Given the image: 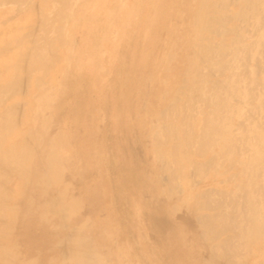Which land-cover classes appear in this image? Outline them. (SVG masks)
Segmentation results:
<instances>
[{"label":"bare ground","instance_id":"bare-ground-1","mask_svg":"<svg viewBox=\"0 0 264 264\" xmlns=\"http://www.w3.org/2000/svg\"><path fill=\"white\" fill-rule=\"evenodd\" d=\"M69 1L39 0V7L35 9L34 5L36 3L33 5L30 0H0V25L3 28L0 27L2 29L1 32L3 31V35L0 37V48L2 45L7 46L5 50L1 48L3 53L0 54V264H116L113 261L114 256H117V260L121 264L132 263V261L130 263V259L133 257V248L135 247L130 243L131 239H128L125 234L127 230L125 229V231L122 227L123 225L120 226L117 220L119 217L117 218L115 215L113 200L110 198V189L103 176L105 173L103 174L102 170H100L99 182L90 188L92 191L104 196L102 206L106 211V215L102 214L105 215L104 220L101 219L100 221V218L96 219L94 217L93 219L87 212L86 214L92 219H88L89 216L85 218V211L89 204L88 193L84 192L82 196H75L72 189H70V186H72L70 185V183L72 184L71 181L74 178L77 180L82 172L84 160H93L94 163L97 158L98 162L105 164L107 158L109 159V156L106 155L105 138L103 139L100 135L98 124L96 126V123L93 122V126L88 128V130L91 129L92 131L89 138L91 141L88 140V142H83L81 139L82 135L78 133L77 121L79 116L75 117V114V118L69 120L71 118L62 113L61 115H65L67 118L65 117L64 119L62 117L63 119L61 120L60 115L58 129L53 132L49 131L52 124H55L54 114L56 111H52V107L65 90V80L71 67V55L69 54H67L68 57L65 62L58 61V58L61 60L65 55H63V52L70 48L69 45L64 47L70 35L65 38L61 23V20L66 17L64 10L69 6ZM152 1L150 2L151 4ZM181 3L184 5L183 12H186L187 18H184L186 20L182 24L179 23L180 20L177 21L180 24L178 30L176 26L171 27L175 25L171 22V29L179 33L177 32L176 38L173 37L174 40L171 39L170 42L168 40L171 36L168 40H162L163 44H168V49L165 53L161 52L164 49L162 45H160L162 49L159 52H157L158 50L153 51L151 48L149 50L148 30L144 34L143 31L142 33L140 32L142 29L139 31L146 39L144 43L146 47L140 57L143 71L146 72L142 71L143 74L139 77V84L137 82L138 89L145 91L148 88L147 86L152 87L153 84H157L155 90L153 89L155 87L151 88L153 90L150 91L145 102H139V104H142L140 110L136 108L137 112L134 109L136 111L135 118L138 129L143 134L140 139L144 154L143 158L148 162L147 168L143 171L147 179L145 181L150 183L149 189L160 195L166 191L162 189L163 184L159 185L160 181L158 179L161 180L158 178L159 174L161 176V173H167L168 176H165L169 180L164 176L166 181H179V184H177L182 186L183 189L181 198L178 197L180 206L178 204H170V207H168L171 212L175 211L178 206V210L182 208L181 206L187 207L195 217L196 223L199 224L198 239L208 246V254L199 261L200 264H240L243 259H246L243 260L245 263L252 259L250 264H264V0H182ZM22 6L26 7L30 13L34 10H39L37 15H35L36 18L33 17L32 21H30V18L27 21V18L24 24L17 26L18 28L14 26L15 22L13 24H5V17L19 13L22 10ZM165 12L167 11L165 10ZM175 19L177 20V18ZM161 20L159 21L161 22ZM8 33L10 35L7 37L6 34ZM103 33H105L104 29ZM93 37H96V35ZM135 37L137 38V36ZM132 42H134V39ZM92 43H94V40ZM101 46L99 45V47ZM108 47L110 48V45ZM83 50L85 49L83 48ZM95 53L97 54L98 52L96 51ZM102 54L106 55V53ZM98 55L100 56L101 54L98 53ZM104 55L102 58H104ZM119 55L116 57L118 58ZM98 62L104 63L100 60ZM136 63L135 66H137ZM97 65L95 64V67ZM150 66L152 67L153 75L149 73ZM133 69H136V67ZM80 70L82 69L80 68ZM136 73L139 74V70ZM77 74L79 75V73ZM124 74L126 75V73ZM74 76L77 75L74 74ZM149 81L151 85H148ZM85 82L83 81L82 83ZM88 85L85 84L84 86ZM94 85L97 88L99 87L98 76L94 81ZM100 85H102L101 82ZM72 86L69 87L72 89ZM125 89H128L129 93V90L133 88ZM24 90L27 91V94L23 93ZM121 90L117 91V93ZM137 91L139 92V90ZM79 93L81 95L80 91ZM137 93L136 95H139ZM98 95L100 94L98 93ZM21 96L24 98L23 101ZM65 96L67 98V95ZM127 96L124 98L126 99ZM79 97L77 99L81 100L82 96ZM142 97L146 96L142 95ZM96 98L98 100V97ZM116 98L118 97L116 96ZM151 98H153L154 102ZM25 99H28L32 105L27 104L30 107L28 110H20ZM65 99L62 100V104ZM100 101L103 100L100 99ZM100 101L98 102L100 103ZM122 103L124 104V102ZM134 103L136 104V102ZM93 104L91 105L94 108ZM79 108L81 107L78 106ZM83 108L82 110H84ZM93 108H90V111ZM94 109L95 111H92L91 114L93 115L90 114L89 119L90 116H93L97 122L96 116L100 109L98 107ZM131 109L133 110V108ZM58 111L61 112V110ZM127 114L129 115V111ZM81 116L83 117V115ZM126 120L131 123L130 118ZM85 147H88V149H85ZM131 152L133 153V151ZM129 153L127 154L129 155ZM90 156L93 157L90 158ZM133 156L132 158L138 157L137 155V157ZM138 158L137 160H139ZM131 161L133 160L131 159ZM93 165L95 166V164ZM129 168L126 170L129 171ZM126 170L125 172L127 173ZM205 171L209 172L213 180L221 178L223 182L219 189H213L215 190V197L207 194V189L206 192H204L205 190L201 191L202 189H196L193 186L195 181L193 184L191 182V175L201 176ZM131 172L133 175V171ZM96 173L98 172L96 171ZM128 175H130V172H128ZM124 177L126 180V176ZM78 180L80 183V179ZM140 181L143 180L140 179ZM11 182L12 187H9L7 184ZM122 185L120 184V186ZM167 188L169 189L168 186ZM173 189L178 190L177 187ZM171 191L169 194L173 192ZM209 191L212 192V189ZM117 192L119 193V189ZM120 193L123 194L124 192L121 191ZM174 193L176 194V192ZM139 196H144V194H139ZM169 196L173 197L172 194ZM102 200L101 202H103ZM119 200L121 201V199ZM135 201L133 202L134 207H141V203L136 204ZM123 202L125 204V201ZM150 206L151 208L149 209H152L151 204ZM165 207L167 208V206ZM156 208L158 209V206ZM87 211H89V208ZM82 212H84L85 217L82 216ZM122 218L127 217L122 216ZM104 221H107L108 225L104 224ZM189 221L191 222V220ZM127 222L130 223L129 220ZM162 227L164 228V226ZM106 239L110 243H117L118 246L111 245V247H108L110 244L107 242L108 246L106 245ZM148 244L149 242H147ZM47 249L54 250L51 256L46 251ZM169 249L171 250V248ZM155 250L153 251L156 252ZM144 251L146 250L144 249ZM170 254L173 253L170 252ZM163 255L166 256L167 254ZM200 255L202 257V254ZM142 256L145 255L142 254ZM165 261L167 262V260Z\"/></svg>","mask_w":264,"mask_h":264},{"label":"rangeland","instance_id":"rangeland-1","mask_svg":"<svg viewBox=\"0 0 264 264\" xmlns=\"http://www.w3.org/2000/svg\"><path fill=\"white\" fill-rule=\"evenodd\" d=\"M28 1V0H27ZM45 1V0H44ZM92 1V2H91ZM138 1V2H137ZM152 0H70L69 1V6L64 10L65 12V15L66 17L64 18V20H61V23H62V30L64 31V36H66L65 38L69 36V38H67L66 40V45L68 47L69 45V49H67L66 51L63 52V58L60 60V58H58V61H63L65 62L68 55H71V67H70V70L67 74V77H66V82H65V85H64V92L61 96H59V98L57 99L56 103L54 104V106L52 107V111H56L55 114H54V118H55V124L53 123L51 128L49 129V131L53 132L55 130H57L58 128V123H60V119L62 120L64 117L68 115V118H71L69 120H72L74 119L75 117H78V121H77V125H78V133L80 135H82V140L83 142H88L89 138H90V135L92 133L91 129L88 130V128H90L91 126H93V122L96 123V126L98 124V130L100 132V135L103 137L104 141H105V149H106V152H107V156H109V159L107 158V162L104 164V163H100L98 162L97 158L95 159V162L93 163V160H84L83 162V165H82V172L79 174L78 176V179H80V183H79V180L76 178H74L71 182L72 184L70 183V189H72V192H73V195L75 196H82V194L84 192H87L88 193V200H89V204H88V208H89V211L88 208L84 209L86 210L85 211V215H84V212H82V216L85 217V218H88L89 215L92 216V218H100L99 220L101 221V219L104 218V216L106 215V211L105 209L102 208L103 206V203H104V196L103 195H100L98 194V192H95V191H92L90 188L96 184L97 182H99V176H100V170H102V173L105 175L104 178L108 184V188L110 189V198L111 200H113V208L115 210V215L116 217L118 218V222L120 224V226H122L124 228V230L126 229L127 232H125L126 236L128 237V239H131L130 240V243H132L133 247V257L130 259V263L132 261V263H135V264H200L199 261H201V259L203 257H205L207 254H208V250H207V245L203 242H201L199 239H198V232L200 231V228H199V224L196 223V219L195 217L193 216V214L190 212V210L184 206H181L182 208H179V200H178V197L181 198L182 196V186H179V181L177 182V180L175 182H170V181H166V179L164 178L165 175L168 176L167 173H161V176L158 175V178H160L161 180L158 179L159 182V185L161 186L162 184L164 185L162 187V189H164L166 192L165 193H162V195H160L159 193L157 192H153L150 188V183L148 181H145L146 179V176H145V168H147L148 166V162L145 160L144 157V154H143V148L140 144L141 142V138L143 137V134L141 133V131H139L138 129V124H137V120H136V111L137 110L136 108H139L138 110H140V106L142 104H139L140 103H143L145 102V100L148 98V95L150 93V91H152L153 89L155 90L156 89V85L153 84L152 87L151 86H147L148 88L145 90V91H140V89H138V84L140 82V78L141 77V74H143V72H146V71H143V67H142V63L140 62L141 59L140 57L142 56V52L144 50V48L146 47V44H144L146 42V39H145V36L143 35L145 33L146 30H148V47H149V50L151 48V50L153 51H157L159 52L162 48L160 45H162V47L164 49L161 50L162 53H165L168 49V44H163L162 43V40H168L169 37L171 36V38L168 40V42H170L171 39L174 40V38H176V34L177 32L172 30L171 27L173 26H176L177 30L180 28V24H182V22H185L184 18H187V14L186 12H183L184 11V5L182 2V0H153L152 1V4L150 3ZM175 1H178V2H175ZM30 2H32V4L34 5L35 9H38V5H39V0H30ZM117 2V3H116ZM123 2V3H122ZM133 2V3H132ZM147 2V3H146ZM85 5H84V4ZM114 3V4H113ZM123 5H122V4ZM136 3V4H135ZM168 3V5H167ZM146 4V5H145ZM162 4V5H161ZM181 4V5H180ZM105 6V7H104ZM111 6V7H110ZM116 6V7H115ZM121 6V7H120ZM133 6V7H132ZM137 6V7H136ZM148 6V7H147ZM162 6V7H161ZM170 6V7H169ZM37 7V8H36ZM74 7V8H73ZM108 7V8H107ZM113 7V8H112ZM119 7V8H118ZM166 7V9H165ZM169 7V8H167ZM65 8V7H64ZM121 8V9H120ZM134 8V9H133ZM140 8V9H139ZM145 8V9H144ZM154 8V9H153ZM171 8V9H170ZM175 9L173 11V9ZM113 9V10H112ZM121 11H119V10ZM183 9V10H182ZM67 10V11H66ZM76 10V11H75ZM138 10V11H137ZM165 10L167 12H165ZM171 10V12H170ZM179 10V11H178ZM110 11V12H109ZM143 11V12H141ZM182 11V12H180ZM39 12L34 10L32 11L31 13L28 11V9H26V7H23L22 6V10L19 12V13H14V14H10L8 17L6 16L4 21H5V24H13L15 22V27L19 26V25H22L24 24V22L26 21H29V18H30V21L33 20V17H35V15H37V13ZM101 12V13H100ZM107 12V13H106ZM127 12V13H126ZM136 12V13H135ZM150 12V13H148ZM80 13V14H79ZM146 15H145V14ZM82 14V16H81ZM86 14V15H85ZM126 14V15H125ZM178 14V15H177ZM184 14V15H183ZM85 15V16H84ZM106 15V16H105ZM109 15V16H108ZM135 15V16H134ZM139 15V16H138ZM157 15V16H156ZM160 15V17H159ZM174 15V17H173ZM182 15V16H181ZM137 16V17H136ZM141 16V17H140ZM148 16V18H147ZM176 16V17H175ZM185 16V17H184ZM74 17V18H72ZM78 17V18H77ZM107 17V18H106ZM36 18V17H35ZM34 18V19H35ZM81 18V19H80ZM87 18V19H86ZM97 18V19H96ZM101 18V19H100ZM142 18V19H141ZM147 20H146V19ZM152 18V19H151ZM160 18V19H159ZM172 18V19H171ZM174 18V20H173ZM177 18V20L175 19ZM182 18V19H181ZM86 19V20H84ZM107 19V20H106ZM131 19V20H130ZM138 19V20H137ZM141 19V20H140ZM158 19V20H157ZM162 19V20H161ZM23 20V22H22ZM135 20V22H134ZM143 20V22H142ZM161 20V22L159 21ZM180 20V21H179ZM99 21V22H98ZM175 21V22H174ZM179 21V23L177 22ZM65 22V23H63ZM78 22V23H76ZM91 22V23H90ZM174 23L175 25H172L171 24ZM115 23V24H114ZM120 23V24H119ZM145 23V25H144ZM178 23V25H177ZM117 24V25H116ZM132 24V25H131ZM140 24V25H139ZM158 24V25H157ZM3 25V24H2ZM74 25V26H73ZM116 25V27H114ZM166 27H165V26ZM172 25V26H171ZM102 28H101V27ZM161 26V27H160ZM171 26V27H170ZM179 26V27H178ZM0 27L2 28V26L0 25ZM103 27H106V28H103ZM140 29H138V28ZM142 27V28H141ZM0 28V37L3 35V31L1 32V29ZM18 28V27H17ZM71 28V29H70ZM96 28V29H95ZM119 28V29H118ZM155 30H154V29ZM162 28V29H161ZM66 29V31H65ZM93 29V30H92ZM103 29L105 31V33H103ZM142 29V30H141ZM157 29V30H156ZM70 30H73L74 31V34H73V31H70ZM108 30V31H107ZM112 30V32H111ZM141 30V31H140ZM162 30V31H161ZM171 32H170V31ZM90 31V32H89ZM92 31V32H91ZM114 31V33H113ZM142 33L143 31V34H141L140 32ZM161 31V32H159ZM95 32V34H94ZM102 32V33H101ZM116 32V33H115ZM139 32V33H138ZM154 34H153V33ZM159 32V33H158ZM175 32V33H174ZM71 33V34H70ZM99 33V34H98ZM108 33V34H107ZM113 33V34H112ZM161 33V34H160ZM179 33V32H178ZM66 34V35H65ZM85 34V35H84ZM93 34V35H92ZM98 34V35H97ZM105 34V35H104ZM110 34V35H109ZM140 34V35H139ZM7 37L10 35V33L6 34ZM90 35V36H88ZM96 37H93L95 36ZM132 35V36H131ZM151 35V36H150ZM160 35V37H159ZM99 36V37H97ZM114 36V37H112ZM128 36H131V37H128ZM137 36V38L135 37ZM83 37V38H82ZM89 40H87L86 39ZM101 37V38H100ZM103 37V38H102ZM110 37V38H109ZM168 37V38H167ZM174 37V38H173ZM94 38V39H93ZM140 40H139V39ZM92 39V40H90ZM110 39V40H108ZM134 39V42H132ZM154 39V40H152ZM159 39V40H158ZM69 40V41H68ZM94 40V43H92ZM102 40V41H101ZM131 40V41H130ZM151 40V41H150ZM161 40V41H160ZM88 41V42H87ZM92 41V42H91ZM105 41V42H103ZM138 41V42H137ZM69 42V43H68ZM71 42V43H70ZM85 42V43H83ZM87 42V43H86ZM102 42V43H100ZM109 42V43H108ZM125 42V43H124ZM137 42V44H136ZM141 42V43H139ZM76 43V45H75ZM131 43V44H130ZM134 43V44H133ZM153 43V44H152ZM98 44V45H97ZM106 44V45H105ZM110 45V48L108 47ZM139 44V46H138ZM79 45V46H78ZM93 45V46H92ZM99 45L101 47H99ZM130 45V46H129ZM133 45V46H132ZM137 45V46H136ZM150 45V46H149ZM153 45V46H152ZM156 45V46H155ZM165 45V47H164ZM4 46V47H3ZM87 46V47H85ZM105 46V47H103ZM116 46V47H115ZM133 48H132V47ZM136 46V47H134ZM152 46V47H151ZM75 47H77L75 49ZM85 50H83V48ZM112 47V48H111ZM130 47V48H129ZM159 47V48H158ZM4 50L5 48L7 49V46L6 45H2V47ZM0 48V49H1ZM80 48V49H79ZM108 48V49H107ZM138 48V49H136ZM153 48V49H152ZM157 48V49H156ZM166 48V49H165ZM3 49L0 50V54L3 53ZM88 49V50H87ZM90 49V50H89ZM97 49V50H96ZM112 49V50H111ZM131 51H130V50ZM136 49V50H134ZM74 50V51H73ZM81 50V51H80ZM101 54L100 56L98 55V53L96 54L95 52L96 51ZM99 50V51H98ZM106 50V51H104ZM124 50V51H123ZM130 53H129V51ZM84 51V53H83ZM94 51V52H93ZM110 53V56H109V53ZM118 51V52H117ZM128 51V52H127ZM88 52V53H87ZM126 52V53H125ZM139 52V53H138ZM102 53H106V55L102 54ZM134 53V54H132ZM77 54V55H76ZM79 54V55H78ZM86 54V55H85ZM120 54V55H119ZM141 54V55H140ZM62 55V54H61ZM74 55V56H73ZM83 55V56H82ZM89 55V56H88ZM96 55V56H95ZM104 55V58H102ZM119 55V57L117 58L116 56ZM123 55V56H122ZM77 56V58H76ZM88 56V57H86ZM95 56V57H94ZM99 56V57H98ZM134 56V57H133ZM1 57V55H0ZM66 57V58H65ZM80 57V59H79ZM97 57V59H96ZM109 58V61H108V58ZM123 57V58H122ZM130 59H129V58ZM136 57V59H135ZM65 58V59H64ZM75 58V59H74ZM94 60H93V59ZM99 58V59H98ZM120 58V59H119ZM136 60H134V59ZM74 59V60H73ZM107 59V60H106ZM119 59V60H117ZM84 60V61H83ZM98 60H100L101 62H104V63H100L98 62ZM103 60V61H102ZM105 60V61H104ZM139 60V61H137ZM82 61V62H81ZM134 62V65H133V62ZM62 62V63H63ZM98 62V63H97ZM118 62H122L118 63ZM138 62V63H136ZM78 63V64H77ZM97 65V67H95V64ZM132 63V64H131ZM135 63L137 66H135ZM74 64V66H73ZM86 64V65H85ZM102 64V65H101ZM108 64V65H107ZM141 64V65H140ZM79 65V67H78ZM83 65V66H82ZM94 65V66H92ZM101 65V66H100ZM114 65H116L114 67ZM121 65V66H119ZM92 66V67H91ZM105 66V67H104ZM119 66V68H118ZM133 66V67H131ZM99 67V69H98ZM114 67V68H113ZM123 67V68H122ZM136 69H133L135 68ZM151 67V66H150ZM149 67V73H151L153 75V71H152V67L150 68ZM74 68V69H73ZM77 68V69H76ZM79 68V69H78ZM80 68L82 70H80ZM83 68H84V71H83ZM96 68V69H95ZM102 68V69H101ZM132 68V69H131ZM95 69V70H93ZM103 71H101V70ZM111 69V70H110ZM114 69V70H113ZM122 71H121V70ZM130 71H129V70ZM141 69V70H140ZM76 70V71H75ZM127 70V71H126ZM134 70V71H133ZM139 70V74L136 73L138 72ZM143 71V72H142ZM87 72V73H86ZM96 72V73H95ZM132 72V74H130ZM141 72V73H140ZM79 73V75L77 74ZM84 73V74H83ZM92 73H93V76H92ZM110 73V74H109ZM123 73V74H121ZM126 73V75L124 74ZM135 73V74H134ZM77 75V76H74ZM86 74V75H85ZM100 76H99V75ZM112 74V75H111ZM120 74V75H119ZM112 78H110V76ZM125 75V77H124ZM132 75V76H131ZM136 75V76H135ZM97 76L99 78V87L97 88V86L94 85V81L95 79H97ZM116 76V77H115ZM76 79H75V78ZM79 77V78H78ZM85 77L88 79L85 80ZM134 77V78H132ZM138 77V78H137ZM114 78H115V82H114ZM124 78V80H122ZM133 79V81L131 82V80L129 79ZM68 79V80H67ZM81 79V80H80ZM93 79V80H92ZM103 79V80H102ZM119 79V80H118ZM127 79V80H126ZM128 82H126V81ZM139 80V81H137ZM150 80V79H149ZM70 81V82H69ZM75 81H76V84H75ZM85 82V83H82V82ZM89 81V82H88ZM122 81V82H121ZM130 81V82H129ZM93 82V83H92ZM100 82L102 85H100ZM120 84H118V83ZM136 82V83H135ZM138 82V84H137ZM68 83V84H67ZM75 85H74V84ZM78 84V86H76ZM89 83V85H88ZM92 83V84H91ZM107 83V84H106ZM108 83H109V86H108ZM115 83V84H114ZM117 83V84H116ZM124 83V85H122ZM129 85H127V84ZM82 84V85H81ZM88 85L90 86L88 88V86H84V85ZM112 84V85H111ZM114 84V85H113ZM126 84V85H125ZM72 86V89L71 87L69 86ZM111 85V86H110ZM122 85V86H121ZM137 88H136V86ZM148 85H151L150 84V81L148 83ZM67 86V88H66ZM101 86V87H100ZM118 86V87H117ZM117 87V88H116ZM122 87V88H121ZM155 87V88H153ZM70 90H69V89ZM79 88V89H78ZM89 90H88V89ZM101 88V89H100ZM105 88V89H104ZM115 88V89H114ZM120 88V89H118ZM125 88H133V89H130L129 90V93H128V89H125ZM153 88V89H151ZM68 89V91H66ZM81 89V90H80ZM122 89V90H121ZM73 90V91H72ZM80 91L81 92V95L80 93L78 94V92L76 91ZM115 90V91H114ZM121 90L120 92L117 93V91ZM127 90V91H126ZM132 90V91H131ZM139 90V92L137 91ZM149 90V91H148ZM75 91V92H74ZM91 91V92H89ZM99 91V92H98ZM139 93V95H136L137 92ZM67 92V93H66ZM103 92V93H102ZM116 92V93H115ZM125 94H124V93ZM131 92V93H130ZM135 92V93H134ZM148 92V93H147ZM24 94H27V91H23ZM23 93H22V96H23ZM72 93H75V94H72ZM77 93V94H76ZM84 93V94H83ZM98 93L100 95H98ZM112 95H111V94ZM120 93V94H119ZM137 93V94H138ZM98 96H97V95ZM114 94V95H113ZM123 94V95H122ZM133 94V95H132ZM67 95V98L66 96ZM76 95V97H75ZM89 95V96H88ZM129 95V96H127ZM143 96H146V97H142ZM21 96V97H22ZM69 96V97H68ZM81 97V100L77 99L78 97ZM92 96V97H91ZM94 96V97H93ZM115 96V97H114ZM116 96L119 98V104H118V98H116ZM127 98L125 99L124 97ZM134 96V97H133ZM25 97V95H24ZM64 97V98H63ZM79 97V98H80ZM87 97V98H86ZM98 97V100L97 98ZM122 97V98H121ZM131 99H129V98ZM139 97H142V98H139ZM66 98V99H65ZM73 98V99H72ZM83 98V99H82ZM85 98V100H84ZM89 98V99H88ZM95 98V99H94ZM139 98V99H137ZM60 99V100H59ZM65 99L63 101V104H62V100ZM88 99V100H87ZM93 99V100H91ZM100 99H102L103 101H100ZM114 99V101H113ZM123 99V100H122ZM125 99V100H124ZM137 99V100H136ZM152 101H153V98H151ZM150 99V100H151ZM24 100V98L22 97V101ZM75 100V101H74ZM83 100V102H82ZM136 100V101H135ZM143 100V101H142ZM61 101V102H60ZM72 101V102H71ZM74 101V102H73ZM78 105H77V103ZM81 101V102H80ZM95 101V102H94ZM97 101V102H96ZM100 101V103L98 102ZM105 101V102H104ZM124 102V104L122 102ZM129 101V102H128ZM132 101V102H130ZM142 101V102H141ZM92 102V103H91ZM104 102V103H103ZM136 102V104L134 103ZM154 102V101H153ZM74 103V104H73ZM89 103V104H88ZM94 103V104H93ZM99 106H98V104ZM116 103V104H115ZM129 103V104H128ZM138 103V104H137ZM32 105L31 102L29 103L28 99H25V102L24 104L22 105L21 109L20 110H28L30 109L29 105ZM60 104V105H59ZM62 104V105H61ZM73 104V105H72ZM94 106V108H99V113L98 115L96 116L98 119V121L101 123H99L98 121L96 122L95 119L93 118V116L91 117L90 116V119H89V115L92 113V111L95 109L92 107V105ZM97 104V105H96ZM100 104L102 108L100 107ZM110 104L111 107H110ZM122 104V106H121ZM126 104V105H125ZM60 107H58V106ZM91 105V106H90ZM96 105V107H95ZM125 105V106H124ZM130 105V106H129ZM137 105V106H136ZM62 106V108H61ZM64 106V107H63ZM78 106L81 107L78 109ZM84 108H83V107ZM90 106V107H89ZM129 110H128V108ZM139 106V107H138ZM69 107V108H67ZM75 107V109H74ZM116 107V108H115ZM133 108V110L131 108ZM57 108H61V109H57ZM65 108V109H63ZM82 108L84 110H82ZM90 108H93L92 111H90L91 109ZM114 108V109H113ZM122 108V109H121ZM54 109V110H53ZM69 109V111H67ZM88 109V110H87ZM108 109V111H107ZM119 109V110H118ZM58 110H61L58 111ZM78 110V112H77ZM105 110V111H104ZM125 110V111H124ZM137 110V112H138ZM63 111V112H62ZM73 111V113H72ZM84 114H83V112ZM113 111V112H112ZM129 111V115L127 114ZM64 112H67V113H64ZM77 114H76V113ZM81 112V113H80ZM116 112V113H115ZM127 112V113H126ZM131 112V113H130ZM65 114L64 116H62L61 114ZM69 113V114H68ZM89 113V114H88ZM115 113V114H114ZM122 113V114H121ZM58 114V115H57ZM74 114L76 115L74 117ZM61 115V118L59 119ZM72 115V116H71ZM83 115V117L81 116ZM86 115V116H85ZM93 115V114H91ZM128 115V116H127ZM110 116V117H109ZM121 116V117H119ZM131 116V117H130ZM57 117V118H56ZM101 117V118H100ZM67 118V117H66ZM86 118V119H84ZM89 120H88V119ZM100 118V119H99ZM107 118V119H105ZM131 119V123L130 121L126 120V119ZM57 119V120H56ZM59 119V120H58ZM94 119V120H93ZM104 119V120H103ZM85 120V121H84ZM89 123H88V121ZM91 120V122H90ZM93 120V121H92ZM126 120V121H125ZM135 120V121H134ZM113 121V122H112ZM104 122V123H103ZM115 122V123H114ZM125 124H124V123ZM133 122V123H132ZM135 123V124H134ZM99 124L100 127H99ZM113 124V125H112ZM128 124V125H127ZM88 125V126H87ZM55 126V128H54ZM87 129H86V127ZM107 126V127H106ZM133 126V127H132ZM113 127V128H112ZM117 127V128H116ZM125 127V128H124ZM115 128V129H114ZM120 128V129H119ZM105 129V130H104ZM108 129V130H107ZM136 129V130H135ZM131 130V131H130ZM77 131V130H76ZM113 131V132H112ZM122 131V132H121ZM130 131V132H129ZM132 132V133H131ZM134 132V133H133ZM136 132V133H135ZM87 133H88V136H87ZM121 133V134H120ZM122 135H125V136H122ZM133 135V136H132ZM142 135V136H141ZM85 136V137H84ZM137 136V137H135ZM140 136V137H139ZM88 137V138H87ZM119 137V138H118ZM123 138V139H122ZM128 138V139H127ZM120 141V142H118ZM135 139V140H134ZM107 140V141H106ZM91 141V140H89ZM125 141V142H124ZM128 143H127V142ZM116 142V143H115ZM131 142V143H130ZM137 142V143H136ZM109 143V144H108ZM139 143V144H138ZM108 144V146H107ZM140 145V146H139ZM120 146V147H119ZM134 146V147H133ZM136 147V148H135ZM120 148V149H119ZM85 149H88V147H85ZM122 149V150H121ZM128 150V151H127ZM142 150V151H141ZM119 151V152H118ZM133 151V153L131 152ZM114 152V153H112ZM130 152V153H129ZM129 153V155L127 154ZM139 157H137L136 155ZM143 154V155H142ZM133 157H137L139 160H137V158H132ZM88 157V156H87ZM93 156H90V158H92ZM131 157V158H130ZM115 159V160H114ZM124 159H125V164L124 163ZM131 159L133 161H131ZM114 160V161H113ZM98 163H97V162ZM130 161V162H129ZM138 161V162H136ZM87 162V163H86ZM105 162V161H104ZM114 162V164H112ZM95 164V166L93 164ZM118 163V164H117ZM124 163V165H123ZM146 164L144 166V164ZM90 164V165H89ZM98 164V165H97ZM108 164V165H107ZM116 164V165H115ZM137 164V165H136ZM103 165H104V168H103ZM129 165V166H127ZM133 165H135L133 167ZM140 165H141V168H140ZM85 166H87V168H85ZM107 166V168H105ZM108 166H111L108 168ZM132 166V168H131ZM139 166V167H138ZM99 167V169H98ZM117 169H116V168ZM125 170L129 168V171H127V173L125 172V170H123L124 168ZM123 168V169H121ZM138 168V169H137ZM90 169V170H89ZM115 169V170H114ZM137 169V170H135ZM140 169V171H138ZM98 173H96V171ZM121 170V172H120ZM144 173V176H143V173ZM89 171V172H88ZM94 171V172H93ZM119 171V173H118ZM133 171V175L131 174ZM138 171V172H137ZM115 172V173H114ZM125 172V173H124ZM128 172H130V175H128ZM86 173V174H85ZM90 173V174H89ZM117 174V175H116ZM127 174V175H126ZM205 174V175H204ZM81 175V176H80ZM98 175V176H97ZM123 175V176H122ZM97 176V177H96ZM111 176V178H110ZM126 176V180H125V177ZM194 176V175H193ZM193 176L191 175L190 179H191V182L193 184V182L195 184H193V186L198 189V190H201V191H204L206 192V189L208 191L207 194L209 195H212L213 197L216 196L215 194V190H213L214 188L217 190L220 188V185L223 183L221 181V178H217L216 180H213L212 177H210L209 175V172L208 171H205L201 176H194V180H193ZM77 177V176H76ZM81 177V178H80ZM123 177V178H122ZM135 177V178H134ZM141 177H145V178H141ZM166 177V176H165ZM207 177V178H206ZM99 178V179H98ZM109 180H108V179ZM168 180L169 178L166 177ZM203 178V179H202ZM124 179V180H123ZM132 179H133V183H132ZM140 179H142L143 181H140ZM197 179V181H196ZM198 179H201V180H198ZM206 179V180H205ZM208 179V180H207ZM212 179V180H211ZM116 180V181H115ZM128 180V181H127ZM139 180V181H138ZM147 180V179H146ZM165 180V181H164ZM205 180V181H203ZM112 181V182H111ZM221 181V182H220ZM116 182V184H115ZM126 182V184H125ZM167 182V183H166ZM170 182V183H169ZM113 183V185H112ZM137 185H136V184ZM139 183V184H138ZM143 183V184H142ZM178 183V184H177ZM120 184L122 186H120ZM171 184V186H170ZM9 187H12V182L7 184ZM131 185V186H130ZM215 185H218V186H215ZM114 186V187H113ZM144 186V187H143ZM167 186L169 187V189L167 188ZM76 189H75V188ZM178 190H175L173 188H176ZM180 187V188H178ZM123 188V190H122ZM125 188V189H124ZM131 190H130V189ZM161 188V187H160ZM172 188V189H171ZM75 189V191H74ZM119 189V193L117 192V190ZM128 189V191H127ZM143 189V190H142ZM180 189V190H179ZM212 189V192L209 191V190ZM115 190V192H117L115 194V192H113ZM125 190V191H124ZM134 192H133V191ZM168 190V191H167ZM172 193V196L173 197H170L169 195V192L170 191ZM175 190V191H174ZM124 192L123 194L120 193V192ZM152 191V192H151ZM178 191V193H177ZM94 192V193H93ZM112 192V194H111ZM136 192V193H135ZM161 192H164V191H161ZM160 192V193H161ZM176 192V194L174 193ZM180 192V193H179ZM211 192V193H209ZM77 193V195H76ZM114 193V195H113ZM131 193V194H130ZM133 193V194H132ZM157 195H155V194ZM167 193H168V197H167ZM214 193V194H213ZM95 194V195H93ZM138 198H137V196ZM139 194L143 195L144 196H139ZM166 194V195H165ZM115 195H117L115 197ZM123 197H121V196ZM126 195V197H125ZM134 195V196H133ZM154 195V196H153ZM158 195H160L158 197ZM177 197H175V196ZM95 196V197H94ZM98 196V197H97ZM133 197V198H132ZM156 197V198H155ZM168 199H167V198ZM97 198V199H96ZM132 198V199H131ZM136 198V199H135ZM144 200H143V199ZM156 200H155V199ZM173 198V200H172ZM103 199V200H102ZM117 199V200H116ZM121 199V201L119 200ZM125 201V204L124 202L122 201ZM134 199V200H133ZM149 199H150V202H149ZM165 199V200H164ZM100 200V201H99ZM101 200L103 202H101ZM132 200V201H131ZM136 200V201H135ZM161 200V201H160ZM176 200V201H175ZM98 201V202H97ZM120 201V202H118ZM135 201V203H141V207H134V204L133 202ZM145 201H147V206ZM176 203H175V202ZM119 203V204H118ZM157 203V204H156ZM164 203V204H163ZM99 204V205H97ZM143 204V205H142ZM150 204L152 205V209H149L151 208ZM170 204H178L179 206L177 207V209L175 211H170ZM121 207H125V208H121ZM163 205V206H162ZM133 206V207H132ZM156 206H158V209L156 208ZM165 206H167V209ZM169 206V207H168ZM97 207V208H96ZM100 207V208H99ZM148 207V208H146ZM185 210H184V209ZM92 209V210H91ZM100 209V210H99ZM137 209V211H136ZM162 209V210H161ZM166 209V210H165ZM104 210V211H103ZM123 210V211H121ZM151 212H150V211ZM156 210V212H155ZM164 210V211H163ZM168 210V211H167ZM95 211V213H94ZM133 211V212H132ZM153 211V212H152ZM170 211V212H169ZM89 213V215L86 214ZM123 212V213H121ZM138 212V213H136ZM140 212V213H139ZM149 212V213H148ZM184 212V213H183ZM92 213V214H91ZM94 213V214H93ZM105 214V215H102V214ZM135 215H133V214ZM174 213V214H173ZM139 214V215H138ZM149 214V215H148ZM165 214V215H164ZM178 214V215H177ZM186 214V215H185ZM154 215V216H153ZM163 217H162V216ZM176 215V216H175ZM122 216H126L127 218H122ZM141 218H139V217ZM150 216V217H149ZM174 216V217H173ZM183 216V217H182ZM145 217H147L145 219ZM152 217V218H151ZM172 219H171V218ZM176 217V218H175ZM90 216L88 219H92ZM93 218V219H94ZM144 220H143V219ZM161 218V219H160ZM183 218V219H182ZM186 218H187V221L188 223H186ZM189 218V219H188ZM104 220V219H103ZM102 220V221H103ZM125 220H129L130 223H128L127 221ZM139 220H140V224H139ZM143 220V221H142ZM158 220H160V222H158ZM165 220V221H164ZM168 220V221H167ZM185 220V222H184ZM191 220V222L189 221ZM135 221H136V224H135ZM156 221V222H155ZM162 221V222H161ZM170 221V222H169ZM195 221V222H194ZM126 222V223H125ZM168 222V223H167ZM180 222V223H178ZM190 222V224H189ZM104 224L108 225L107 221H104L103 222ZM124 223V224H123ZM143 223V224H142ZM153 223V224H152ZM173 223V224H172ZM163 224V225H162ZM171 224V225H170ZM175 224L179 225V226H176ZM125 225V226H124ZM129 225V226H128ZM146 225V226H145ZM158 225V226H156ZM187 225V226H186ZM141 226V227H140ZM164 226V228L162 227ZM184 226V227H183ZM127 227V228H126ZM136 227V229H135ZM143 227V228H142ZM161 227V228H160ZM188 227V228H187ZM195 227V228H194ZM198 227V228H197ZM108 228V227H107ZM148 228V229H147ZM163 228V229H162ZM179 228V229H178ZM192 228V229H191ZM138 229V230H137ZM140 229H142V233L140 231ZM145 229V230H143ZM185 229V230H184ZM108 230V229H106ZM125 230V231H126ZM181 230V231H179ZM190 230V231H189ZM135 231V232H133ZM146 231V232H144ZM156 231V232H154ZM179 231V232H177ZM177 232V233H176ZM134 233V234H133ZM159 233V234H158ZM161 233V234H160ZM129 234V236H128ZM133 234V235H132ZM144 234V235H143ZM149 234V235H148ZM190 236H189V235ZM132 235V236H130ZM136 237H135V236ZM143 235V236H142ZM142 236V238H141ZM189 236V238H188ZM148 237V239H147ZM150 237V238H149ZM136 239V240H135ZM142 239V240H141ZM146 241H145V240ZM153 239V240H151ZM155 239V240H154ZM174 239V240H173ZM191 239V240H190ZM149 240V241H147ZM106 242V245L108 246V244H110V246L108 247H111V245L117 247L118 244L116 243H113L110 241H108L107 239L105 240ZM137 241V242H135ZM153 241V242H152ZM174 241V242H173ZM193 241V242H192ZM108 242V244H107ZM145 242V243H144ZM147 242H149V244L147 245ZM162 242V243H161ZM201 242V243H200ZM113 243V244H112ZM138 245H137V244ZM141 243H144V244H141ZM152 243V244H150ZM158 243V244H157ZM165 246H164V244ZM179 243V244H178ZM141 244V245H140ZM193 244V245H192ZM201 244V246H200ZM159 245V246H158ZM141 246V247H140ZM167 246V247H166ZM200 246V248H199ZM51 247H53V245H51ZM150 247V248H149ZM155 247V248H154ZM160 247V248H159ZM174 247V248H173ZM177 247V248H175ZM195 247V248H194ZM141 248V249H140ZM154 248V249H153ZM167 251H166V249ZM171 248V250L169 249ZM180 248V249H178ZM138 249V250H136ZM144 249L146 251H144ZM156 249V250H155ZM160 249V250H159ZM174 249V251H173ZM195 249V250H194ZM136 250V251H135ZM148 250V252H147ZM150 250V251H149ZM153 250H155L156 252H154ZM159 254H158V251ZM170 250V251H169ZM200 250V251H199ZM48 253H49V256H51L54 252V250L52 249L51 250H46ZM50 251V252H49ZM175 251H177L175 253ZM191 251V252H189ZM198 251V252H197ZM136 252V253H135ZM146 254H145V253ZM173 253V254H170ZM194 252V253H193ZM200 252V253H199ZM157 255H156V254ZM167 254L166 256H168V258H166L165 255L163 254ZM135 254V255H134ZM145 255V256H142ZM197 254V256H196ZM202 254V257L201 255ZM149 257H148V256ZM172 255V256H171ZM174 255V256H173ZM185 255V256H184ZM140 258H139V257ZM136 257V258H135ZM142 257V258H141ZM185 257V258H184ZM116 258V259H115ZM173 258V259H172ZM190 258V259H189ZM146 259V260H145ZM162 259V260H161ZM171 259V260H170ZM117 260V256H114V263L116 264H121L119 262V260ZM141 260V261H140ZM167 260V262L165 261ZM169 260V261H168ZM173 260V261H172ZM243 260H246V259H243ZM241 261L242 264H250V262H252V259L249 260L247 263H245V261ZM121 261V260H120ZM138 261V262H137ZM122 262V261H121ZM131 263V264H132ZM240 263V264H241ZM123 264V263H122Z\"/></svg>","mask_w":264,"mask_h":264}]
</instances>
